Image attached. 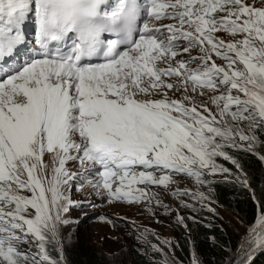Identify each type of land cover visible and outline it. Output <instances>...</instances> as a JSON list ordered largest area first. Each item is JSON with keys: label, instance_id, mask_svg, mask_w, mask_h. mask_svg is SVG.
<instances>
[{"label": "snow or ice", "instance_id": "snow-or-ice-1", "mask_svg": "<svg viewBox=\"0 0 264 264\" xmlns=\"http://www.w3.org/2000/svg\"><path fill=\"white\" fill-rule=\"evenodd\" d=\"M257 129L264 0H0V264H60L47 245L59 244L64 186L78 176L110 203H144L174 176L228 172L217 157L239 168L225 149L255 152ZM258 207L225 264L264 250ZM31 240L35 254L20 247Z\"/></svg>", "mask_w": 264, "mask_h": 264}, {"label": "rangeland", "instance_id": "rangeland-1", "mask_svg": "<svg viewBox=\"0 0 264 264\" xmlns=\"http://www.w3.org/2000/svg\"><path fill=\"white\" fill-rule=\"evenodd\" d=\"M197 101L207 102L216 112L215 106L207 100V97H199ZM205 187V184H199L195 180L181 178L177 181L175 188L179 191H187L189 194L185 198H178L180 195H176V192L173 195L170 191H152L151 193L155 195L146 207L123 209L120 207L125 206L107 205L101 209H95V213L91 214L93 222L83 223V220L79 222L75 220L71 225L67 223L60 224L58 225L59 244L57 245L56 242L51 240L48 243L51 258L66 264L67 254L71 251H79L85 258L95 256L99 264H107L108 262L111 264L114 262L116 264H129L131 254L128 256L125 253L127 249H132L131 245H133L134 248L140 249L142 252L152 254L154 253L153 246L158 247L152 238L158 240L173 253L172 244L175 235L169 221L177 218L181 222L179 218L182 217L183 221L181 223L187 226L185 220L194 217L197 206L208 210L213 209L210 211L222 217L232 229L241 232L242 223L238 216L218 205L211 197L213 195L212 191L205 190ZM65 193H67V190H65ZM193 193H203L206 199L201 201L193 196ZM85 196L88 198L89 195L86 194ZM185 204L189 207H185ZM30 211L34 210L30 209ZM111 213L125 215L132 219L133 223L131 225H117L113 220L108 219V215ZM69 217V215L63 213L64 220L67 221ZM36 243V241H33L30 247L32 251L38 252V248L35 246ZM157 252L164 257L167 264H181L176 257L166 256L162 250ZM193 253L196 260L201 264L193 247L191 249V264ZM256 256L251 257V260Z\"/></svg>", "mask_w": 264, "mask_h": 264}, {"label": "trees", "instance_id": "trees-1", "mask_svg": "<svg viewBox=\"0 0 264 264\" xmlns=\"http://www.w3.org/2000/svg\"><path fill=\"white\" fill-rule=\"evenodd\" d=\"M256 135L259 143L255 152L246 151L244 148L225 149L228 155L239 163V168L230 160L217 157L216 163L229 171L214 175L205 174V181H210L204 183L205 190L212 191L211 197L218 205L238 216L242 223V231H235L218 214L197 206L194 217L185 220L187 226L175 219L169 222L175 235L172 244L173 253L159 243L166 256L176 257L181 264H191L193 247L201 264H225L226 258L230 255L226 249L235 251L248 226L262 210L258 207V203L264 205V161L259 158L260 155H264V132L257 129ZM245 178L248 181L247 186L240 182ZM131 246L132 249H127L125 252L128 256L131 254L129 264H167L164 257L156 250L148 254ZM253 256L256 257L250 259L249 264H264V250L254 251L251 254V257ZM69 264H99V262L95 256L85 258L79 251H75Z\"/></svg>", "mask_w": 264, "mask_h": 264}, {"label": "clouds", "instance_id": "clouds-1", "mask_svg": "<svg viewBox=\"0 0 264 264\" xmlns=\"http://www.w3.org/2000/svg\"><path fill=\"white\" fill-rule=\"evenodd\" d=\"M208 107H210L211 109L212 106L208 105ZM49 158L50 163H48L49 166V172L52 171V168L54 167L52 160L50 158L49 155L46 154L45 159ZM66 167L70 170V171H79L81 170L78 162H73V161H69L66 165ZM181 178H185L183 175H178V176H174V183L170 184L167 188L165 187H154L153 185L150 186V188H156V189H151L149 188L150 193L152 191H157V192H171L173 195L175 192H177V188L176 187V183L179 179ZM188 179V178H186ZM75 180L77 181L78 184H76V187H72V185L75 184ZM74 181H69L68 185L64 186V191L67 190V193H65V195L72 201V204H70L68 206V211L66 212L67 215H69V219L68 221V225H71L74 223V221L76 220V222H79L81 220H83V223L85 222H93L91 217V214L95 213V209H101L104 206L107 205H112L114 207H119V206H125V207H120L123 209H130V208H138V207H146L151 201H146L144 203H127L124 201H114V202H109V198L107 197V195L99 189V192L93 193L91 191L88 190V187H93L92 185H90L87 181H85L82 176H78ZM175 186V187H174ZM138 187H144V185H139ZM94 188V187H93ZM183 192V191H181ZM28 195H30V193H26ZM89 195L88 198H86L85 195ZM186 195H180L178 198H185ZM108 219L109 220H113L115 224L119 225V224H125V225H131L133 223L132 219L128 218L125 215H116L111 213L110 215H108ZM175 220H177V218H174ZM173 219V220H174ZM170 222V221H169ZM149 239H151L149 237ZM152 240L158 245V247L160 248L159 245V241L156 240L155 238H152ZM34 240H31L30 243L28 244H21L20 247L27 250V249H31L30 245ZM162 246H164L163 244H161ZM165 247V246H164ZM47 249L49 252V246L47 245ZM161 249V248H160ZM162 250V249H161ZM154 251V249H153ZM31 252L33 254H35V251ZM75 253V251H71L67 254V262L66 264H69V260L72 259L73 254ZM49 256L51 257V254L49 252ZM37 259H39V257H37ZM60 264H64L62 262H60Z\"/></svg>", "mask_w": 264, "mask_h": 264}]
</instances>
